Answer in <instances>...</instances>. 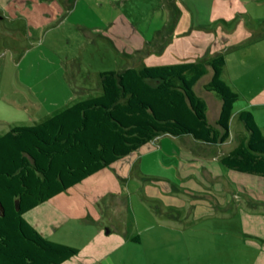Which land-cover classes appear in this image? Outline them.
I'll use <instances>...</instances> for the list:
<instances>
[{"label": "crops", "instance_id": "obj_1", "mask_svg": "<svg viewBox=\"0 0 264 264\" xmlns=\"http://www.w3.org/2000/svg\"><path fill=\"white\" fill-rule=\"evenodd\" d=\"M250 1L11 0V6L13 15L36 27L61 15L62 21L66 19L85 44L98 36L106 41L109 56L113 57L114 64L119 60V65L113 69L97 68L98 81L101 71L187 62L206 64L215 55L222 54L225 63L221 77L237 93L229 119L230 135L234 117L244 128L238 118L243 110L251 112L264 133V34L249 28L232 43L223 42L222 25L216 23L215 30L219 33H213L211 20L213 14L218 19H238L236 15L241 20L252 17L244 7ZM89 66L93 63L86 65L79 56L77 73L72 74V79H65V96L61 101H53V107L44 111L40 120L75 99L92 95L84 86V74L79 75L83 72L81 67ZM212 72L206 64L202 76L208 74V78L202 80L201 76L193 88L201 84L208 92L205 84ZM217 101L219 108L214 122L220 112L221 98ZM246 134L242 131L236 134L238 142ZM229 135L219 144L227 142ZM177 137L185 138L183 145L174 142ZM216 144L197 140L189 134H160L29 209L24 217L44 237L78 248L75 255L61 264L171 263V258L180 253L183 230L205 220L217 209L232 208L234 195L246 194L250 198L254 190H264L263 175L235 171L221 163L220 158L236 145L222 154L210 148ZM169 156L178 163V176L174 178L177 183L151 171L153 166L162 164L161 158L169 159ZM223 175L233 180L228 188L211 189L209 183ZM258 192L264 194V191ZM260 197L264 198L258 195L257 200ZM183 245L185 249L184 242Z\"/></svg>", "mask_w": 264, "mask_h": 264}, {"label": "trees", "instance_id": "obj_2", "mask_svg": "<svg viewBox=\"0 0 264 264\" xmlns=\"http://www.w3.org/2000/svg\"><path fill=\"white\" fill-rule=\"evenodd\" d=\"M222 54L205 89L221 107L215 126L194 84L203 62L123 67L99 73L100 92L75 99L32 124L0 132V264H61L78 248L45 238L24 217L41 202L129 154L154 137L189 134L224 142L237 93L222 79ZM238 118L245 138L220 158L226 167L264 176V133L250 111Z\"/></svg>", "mask_w": 264, "mask_h": 264}, {"label": "rangeland", "instance_id": "obj_3", "mask_svg": "<svg viewBox=\"0 0 264 264\" xmlns=\"http://www.w3.org/2000/svg\"><path fill=\"white\" fill-rule=\"evenodd\" d=\"M244 7L252 17L241 20L240 15H236L238 19H218L213 14L212 32L219 33L215 30L216 23L221 24L223 33L220 39L223 42L230 40L232 43L237 35L244 34L249 28L259 35L264 34V0L246 2ZM13 14L11 0H0V132L8 130L13 124L39 121L44 111L53 107V101H61L65 96V79L70 80L72 74L77 73L79 56L86 65L93 63L89 68L81 67L83 72L79 74H84V86L92 95L101 90L96 69H113L119 65L118 59V64H114L113 57L109 56L106 41L98 36L85 44L76 29L66 19L62 21L61 15L51 22L47 20L44 26L36 27L34 23ZM79 31L82 29L79 28ZM208 76H202V80ZM194 91L206 101L207 119L215 125L219 94L205 91L201 84H197ZM241 131L246 133L234 117L229 140L210 148L227 152L236 145V134ZM184 139L177 137L174 142L183 145ZM161 160L162 164L153 166L151 171L174 180L178 176V163L170 156ZM239 174L245 176L244 173ZM230 181H233L230 176L227 179L223 175L209 184L211 189H227ZM174 182L177 183L176 180ZM254 191L250 198L246 194L234 195L232 208L217 209L205 220L183 230L185 234L180 233V237L185 249L182 242L180 253L171 258V263L166 261L164 264H264V198L257 200L258 195L264 197L258 191L264 190L258 188ZM220 216H224V220Z\"/></svg>", "mask_w": 264, "mask_h": 264}]
</instances>
